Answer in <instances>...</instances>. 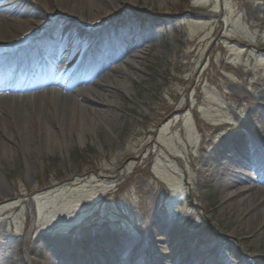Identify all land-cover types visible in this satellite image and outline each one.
<instances>
[{
    "label": "rangeland",
    "instance_id": "374dc122",
    "mask_svg": "<svg viewBox=\"0 0 264 264\" xmlns=\"http://www.w3.org/2000/svg\"><path fill=\"white\" fill-rule=\"evenodd\" d=\"M29 1L0 0L2 22L44 21L45 33L0 59L35 66L19 85L42 69L57 86L12 93L28 101L15 117L1 104L0 264H264V226H245L235 196L254 174L239 157L264 151V0H81L57 20ZM55 40L79 46L60 70ZM77 67L67 88L60 73ZM101 84L112 105L91 102Z\"/></svg>",
    "mask_w": 264,
    "mask_h": 264
},
{
    "label": "bare ground",
    "instance_id": "6f19581e",
    "mask_svg": "<svg viewBox=\"0 0 264 264\" xmlns=\"http://www.w3.org/2000/svg\"><path fill=\"white\" fill-rule=\"evenodd\" d=\"M34 1V0H33ZM38 3H41L44 9H49V14L50 16H52V19L57 20L59 18L62 17H67V15H70V12L72 9L76 8L77 5L81 2V0H74L73 2H71L70 5V9L69 12L66 13V11L64 9L66 6V1L65 0H35ZM107 2L110 0H106ZM163 2V1H162ZM64 5V7H63ZM91 9L93 8L94 11H92L93 13L90 15V31H92L94 34H98L100 33L103 29H106L107 26H102V25H96V21L98 19V17L100 16L101 11H98L97 9H95V5H90ZM128 9H131V5L127 4ZM50 7V8H49ZM64 8V9H63ZM97 8V7H96ZM1 11V10H0ZM6 13H0V51H5V50H9V51H14L10 48H6L5 45H10L11 43L15 42V41H22L27 35L31 34L33 37H37L39 34H44L45 33V27L42 26L44 21H38L36 23L27 20V19H19V20H14V19H8L12 22L11 24V29H8L6 27V25L2 22V20L8 16ZM77 19V18H76ZM40 26H42V28L40 29L39 32H36V28H39ZM47 26V25H46ZM64 32H61V36H63ZM124 39H126L127 41H129L130 37V32H128L126 34L125 37H123ZM67 39L70 42H76V38L73 34V31L68 32L67 33ZM144 41V40H143ZM11 42V43H10ZM55 49L57 48V51L53 49H51L50 51V56L54 59L53 61L57 63V70H60V65H63L64 63L68 62L70 60V58L75 55L78 52V47L79 46H73V44L68 43H58L57 40L53 41L52 44ZM131 45V44H130ZM52 47V46H51ZM131 46L129 45H125L122 49H121V53H128L131 51ZM124 57V56H123ZM47 59H50V57ZM115 59H113L111 61V63H115L114 62ZM105 65V64H103ZM54 68V67H53ZM77 71L75 72V74L71 73L70 75L67 73H60V76L64 79L65 76H67L69 83L67 84V88L70 86H74L75 84L79 83L80 79L78 78L77 74L83 70V68L81 69V67H77L76 68ZM122 69L121 68H117L115 70L116 74H122ZM69 78H72L73 80H70ZM92 77H90L91 79ZM5 80V79H4ZM101 82V80H100ZM99 82V83H100ZM96 83V84H99ZM60 84V83H59ZM11 84H9V82H7L6 80L2 82V84L0 85V108H1V104L8 99V103L6 104V106H8L9 108H11V112L13 114V116H17L20 114L21 108L27 107L26 103L28 102L27 99L21 98L17 100V96L18 95H14L12 94L10 91H1V89H3V87H8ZM43 85H41L42 87ZM16 87V85L14 86ZM101 92H96L93 91L92 88H88L86 89V91H91V93L93 94V98L91 99V102L95 105L98 106H107V105H112V101H111V96L110 95H106L105 93H103V87H105L104 85L102 86L101 84ZM45 86H43L41 89H43L44 91L51 89H44ZM37 90V89H36ZM33 90V91H36ZM40 92V91H39ZM39 92H35L33 93V97H35L34 95L37 94V98H34L33 100V105L34 106H39L43 101V97H41V94H39ZM71 94L68 96V98H70ZM66 97H59V101L61 102H65L67 103V99ZM53 103L55 104V101H53ZM2 109V108H1ZM84 110H86L87 112H95V110L89 107H83ZM3 111V110H2ZM84 112V111H83ZM261 135L264 136V129L261 131ZM148 149V147H146ZM253 162H252V169L254 171L253 176H249L247 173L248 172H244L243 173V177L241 179L240 184L236 187L235 189V196L237 197L236 200V204L239 205L241 204L242 207L238 208L240 210L237 211V213L244 215L245 218V226H247L248 229L255 231L257 229L258 226H264V193L262 191H258L255 189V187H249V185L251 184H260L264 186V178H263V169H264V165L260 163V159H254L253 157H251ZM234 171V168H233ZM233 171L231 170V173H233ZM247 181L248 183V187H246L245 189L241 188V184L243 183V181ZM243 196V199L239 198ZM223 200L228 201V204L232 205L230 203L229 197L227 195L222 197ZM261 209V211H260ZM233 211V208L230 210ZM262 217V218H261ZM261 219V220H260ZM59 244H57L58 246ZM56 248V247H55ZM54 252V253H53ZM52 253H53V257L56 259H58V256L55 255V249H52ZM119 257L115 256V258L110 256V261L111 264H118L119 263Z\"/></svg>",
    "mask_w": 264,
    "mask_h": 264
},
{
    "label": "trees",
    "instance_id": "16d2710c",
    "mask_svg": "<svg viewBox=\"0 0 264 264\" xmlns=\"http://www.w3.org/2000/svg\"><path fill=\"white\" fill-rule=\"evenodd\" d=\"M180 2H184V3H188L189 0H179ZM87 153L85 151H75L73 154H72V159H73V162L74 164H79V162L82 160L83 156L86 155ZM84 159V158H83Z\"/></svg>",
    "mask_w": 264,
    "mask_h": 264
}]
</instances>
